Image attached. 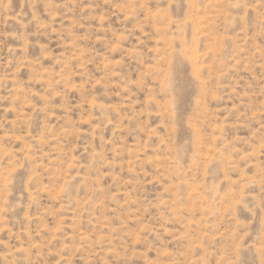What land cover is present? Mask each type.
I'll use <instances>...</instances> for the list:
<instances>
[{
	"label": "rangeland",
	"instance_id": "374dc122",
	"mask_svg": "<svg viewBox=\"0 0 264 264\" xmlns=\"http://www.w3.org/2000/svg\"><path fill=\"white\" fill-rule=\"evenodd\" d=\"M0 264H264V0H0Z\"/></svg>",
	"mask_w": 264,
	"mask_h": 264
},
{
	"label": "bare ground",
	"instance_id": "6f19581e",
	"mask_svg": "<svg viewBox=\"0 0 264 264\" xmlns=\"http://www.w3.org/2000/svg\"><path fill=\"white\" fill-rule=\"evenodd\" d=\"M187 54V53H186ZM189 54V53H188ZM183 55H184V53H183Z\"/></svg>",
	"mask_w": 264,
	"mask_h": 264
}]
</instances>
